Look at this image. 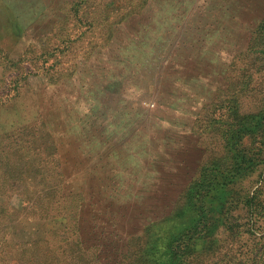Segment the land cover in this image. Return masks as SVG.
<instances>
[{
  "label": "rangeland",
  "instance_id": "1",
  "mask_svg": "<svg viewBox=\"0 0 264 264\" xmlns=\"http://www.w3.org/2000/svg\"><path fill=\"white\" fill-rule=\"evenodd\" d=\"M162 2L174 10L163 28H182L175 63L164 61L172 69L157 79L140 61L114 59L151 19L132 18L106 42L99 12L114 22L109 0H0V264H21L29 240V264H168L165 247L189 225L202 174L225 169L224 99L253 103L244 91L254 86L235 79L237 57L264 0ZM44 160L61 166L53 190L36 186ZM243 179L241 194L263 202L264 169ZM43 189L72 195L44 212L33 206ZM239 211L237 228L220 227L183 264H264V214Z\"/></svg>",
  "mask_w": 264,
  "mask_h": 264
},
{
  "label": "trees",
  "instance_id": "2",
  "mask_svg": "<svg viewBox=\"0 0 264 264\" xmlns=\"http://www.w3.org/2000/svg\"><path fill=\"white\" fill-rule=\"evenodd\" d=\"M109 1L110 3L106 5V8L108 6L113 7L114 22L111 24L108 22L110 17L107 12H99L100 18L104 19L102 30L108 35L106 42H111L117 27L129 22L134 17H146V19L152 20L150 23L143 22L141 31L137 33L138 35L125 41V44L119 48L120 51L116 50L115 62L119 65L132 64L131 67H133L134 62L140 61L136 65L140 64L143 67L152 69L157 79L166 74L167 70H171L172 68L162 70L161 65L166 60H168V63H175L176 58L173 57L178 54H172L176 46L171 43H173L174 33L181 30L182 25L178 24L171 27L168 24L166 27L170 28H163V24H166L163 21L166 19L163 17L164 10L172 12L174 11L173 8H171L172 10L165 8V3L162 0ZM210 19L206 17V20L209 21ZM191 25L188 24L187 32H191V29L196 26ZM164 31L166 32L163 35ZM187 32L185 40H183V37L181 38L185 47L190 45L186 37L188 36ZM237 58L244 65L239 70H243V76L239 72L238 78H234L239 80L240 84L249 81L248 85L254 86L253 89L247 88L244 91V93L253 92V103L244 106L240 99L242 96H226L224 99L221 106L222 110H225L222 119V136L229 153L224 164L225 169L218 171L216 166H213L202 174L197 192L189 199L188 207L191 212H186L182 218L184 223L188 222L189 225L179 234H173L165 247L167 255L170 256L168 264L189 263L193 254V247L199 243L208 244L220 227H226L227 230L232 229L233 226L237 228L238 218L234 215V212L239 207L241 214L252 215L255 218L264 214V201L261 202L257 195L246 198L247 196L241 194L240 185L236 188L237 183L243 177H249L250 172H256L260 168L264 169V19L253 32L247 48ZM51 69V66L45 67L42 73L50 72ZM154 69L156 72H154ZM229 72L228 70V80L232 78V74ZM153 81V85H158V80ZM229 92L230 90L226 94L228 95ZM49 137L53 141L51 134H49ZM35 167L37 173H40L36 180L37 188L44 185V187H47L45 189L50 188L53 190L55 187L51 177H55V170L59 172L61 166L53 161L44 160L40 164L36 162ZM45 189L41 190L40 195L35 198L33 204L34 208L44 212L49 211L51 206L56 204L66 206L67 203L61 202L72 195H57L54 192L48 193V190ZM240 213L239 217L241 216ZM45 215L46 217L40 216L37 219L47 218L48 214ZM217 215H221V217L217 219ZM230 224L232 227H228ZM32 245L31 240L22 242L19 245L21 252L17 256L21 264H29V257L31 256L29 250H31ZM152 250L154 251V249ZM159 259L162 260V257H159ZM148 261L146 260V262Z\"/></svg>",
  "mask_w": 264,
  "mask_h": 264
}]
</instances>
